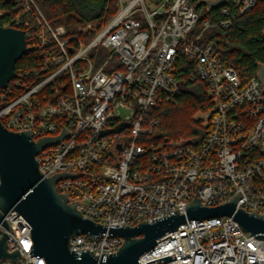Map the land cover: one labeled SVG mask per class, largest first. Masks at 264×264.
Returning <instances> with one entry per match:
<instances>
[{
	"label": "built area",
	"instance_id": "obj_1",
	"mask_svg": "<svg viewBox=\"0 0 264 264\" xmlns=\"http://www.w3.org/2000/svg\"><path fill=\"white\" fill-rule=\"evenodd\" d=\"M6 1L20 8L7 27L23 32L26 49L42 63L0 88V123L10 132H29L33 141L65 129L68 136L35 156L38 173L44 179L71 175L57 181V193L83 219L106 229L70 237V253L104 260L123 242L109 229L185 216L194 197L210 208L238 196L236 209L264 217V87L256 75L242 82L213 43L202 41L206 31L226 29L256 0H227L210 11L204 0H117L116 14L88 43L52 26L35 0ZM180 56L192 66L188 81L203 82L210 101L201 111L208 116L199 119L206 134L198 144L155 134L154 108L180 92ZM2 235L7 253L18 251L19 258L0 264H46L31 254V227L21 215H4ZM154 261L264 264V240L233 217H185L139 258Z\"/></svg>",
	"mask_w": 264,
	"mask_h": 264
},
{
	"label": "water",
	"instance_id": "obj_2",
	"mask_svg": "<svg viewBox=\"0 0 264 264\" xmlns=\"http://www.w3.org/2000/svg\"><path fill=\"white\" fill-rule=\"evenodd\" d=\"M209 11L226 4L227 0L202 1ZM26 39L21 30L0 26V88H5L17 77L15 64L26 53ZM256 76L264 87V65H259ZM68 136L64 129L56 137L33 141L29 132L14 133L0 123V222L4 215L14 211L31 227V254L42 257L46 264H141L139 258L165 233L175 231L185 217L206 220L233 217L241 229L264 240V217L236 209L238 196L231 202L216 207H201L194 197L186 207V215H174L153 223H139L135 227L109 229L108 232L123 240L115 254L96 260L89 254L76 257L68 251L69 238L77 234L98 235L106 229L83 219L65 195L56 191L60 179L72 177L66 173L42 178L37 170L35 156L48 146ZM4 224V223H3ZM5 225V224H4ZM15 261L19 252L7 253L6 236L0 238V259ZM145 264H163L154 261Z\"/></svg>",
	"mask_w": 264,
	"mask_h": 264
},
{
	"label": "trees",
	"instance_id": "obj_3",
	"mask_svg": "<svg viewBox=\"0 0 264 264\" xmlns=\"http://www.w3.org/2000/svg\"><path fill=\"white\" fill-rule=\"evenodd\" d=\"M40 11L52 26H64L69 35L88 43L117 12V0H35ZM159 1V0H151ZM20 8L6 0H0V26L7 27L10 18ZM213 12L201 16L198 26ZM204 42H212L224 66L232 67L242 82L256 75L259 65H264V0H256L247 13L236 17L226 29L214 28L204 33ZM42 59L34 50L26 53L15 64V73L29 72L40 67ZM184 56L176 65V74L181 82L177 97L168 103L158 104L152 116L159 119L156 137L198 144L206 134V128L195 114L210 107L205 94V85L187 79L192 71ZM38 78L33 76V84Z\"/></svg>",
	"mask_w": 264,
	"mask_h": 264
},
{
	"label": "rangeland",
	"instance_id": "obj_4",
	"mask_svg": "<svg viewBox=\"0 0 264 264\" xmlns=\"http://www.w3.org/2000/svg\"><path fill=\"white\" fill-rule=\"evenodd\" d=\"M110 20H111V19H110ZM110 20H109V21H110ZM109 21H108V22H109ZM108 22H107V23H108ZM107 23H106V24H107ZM106 24H105V25H106ZM105 25H103V26H105ZM103 26H102V27H103ZM207 116H208V113H207V112H205V113H201V112H200V113L195 114L194 119H204V120H206Z\"/></svg>",
	"mask_w": 264,
	"mask_h": 264
}]
</instances>
